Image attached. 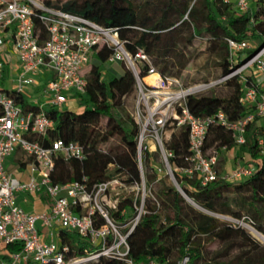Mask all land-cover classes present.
I'll list each match as a JSON object with an SVG mask.
<instances>
[{
	"label": "trees",
	"instance_id": "1",
	"mask_svg": "<svg viewBox=\"0 0 264 264\" xmlns=\"http://www.w3.org/2000/svg\"><path fill=\"white\" fill-rule=\"evenodd\" d=\"M38 1L45 9L81 16L111 29L128 53L142 50L151 66L165 77H171L174 70L179 73L187 67L190 57L186 50L195 39L205 40L207 50L220 57L221 77L231 66L225 39L248 41L255 48L264 45V0H254L251 10L245 14H237L232 4H224L223 0ZM31 8L34 31L41 44L47 38V28L40 20L43 12ZM253 52L247 51L245 55ZM111 54L112 49L106 46L94 48L91 52L96 64L85 74V93L68 95L76 96L73 99L80 106L79 111L69 107L44 109L54 123L50 138L77 143L84 150L82 160H55L50 174L53 184L63 185L83 179L88 186L112 180L126 186L142 182L136 161L139 129L124 106V97L136 88V79L123 62H114L121 64V73L109 74L104 67L112 64L108 62ZM147 69L145 63L138 65L140 80L147 77ZM4 71L8 72V69ZM148 79H156V76ZM224 84L229 90L225 97H216L213 93L187 96L185 105L190 114L204 118L221 112L230 122L242 118L249 109L240 102V83L232 78ZM14 98L24 110L39 111L38 106L28 104L23 96ZM104 119L109 122V133L116 139L115 144L108 147L103 144L102 134L98 131ZM259 120L256 118L246 127L245 143L239 147L235 146L228 130L220 126L208 129L204 149L217 154L218 178L205 187H201L195 177L188 178L178 172L187 165L186 127L174 129L169 139L163 142V148L172 153L167 162L173 180L189 200L212 214L248 223L264 235V153L257 145L258 139L264 140V125ZM234 148L246 152L254 172L241 182L228 183L221 178L219 165L221 163L223 166L220 167L225 168L224 154ZM152 161V154L143 146L141 165L145 186L151 188L154 183L159 186L152 197L145 199L144 213L127 238L128 257L134 264L149 261L178 264L185 257L187 264H264V246L243 228L193 207L179 194L171 180V184L166 182V177L169 178L166 171V176L158 178L157 171L152 170ZM132 202L133 197L126 196L119 202L118 210L111 212L117 224L131 217ZM57 238L68 245L70 256H79L88 247L72 232L59 230ZM216 242L220 243L219 248L211 253L205 251L204 243ZM100 264L124 263L102 260Z\"/></svg>",
	"mask_w": 264,
	"mask_h": 264
},
{
	"label": "built area",
	"instance_id": "2",
	"mask_svg": "<svg viewBox=\"0 0 264 264\" xmlns=\"http://www.w3.org/2000/svg\"><path fill=\"white\" fill-rule=\"evenodd\" d=\"M253 2L223 0L224 4L231 3L237 14L249 12ZM31 7L43 12L40 20L47 28V38L41 44L34 31ZM225 42L231 64L229 72L209 85L183 90L176 79L161 75L151 66L142 50L128 53L111 29L81 16L45 9L38 0H0V76L5 69L12 75L7 83L9 87L0 81V264H100L102 260L134 264L128 257L127 238L144 213L146 198L138 190L144 185L141 150L148 127L154 130L153 151L158 152L167 168L166 174L171 177L167 159L172 153L163 148L156 130L167 124L173 130L186 127L187 165L178 172L188 178L195 177L205 187L218 178L217 154L204 149L208 129L220 126L228 130L239 147L245 143L246 127L256 118L264 119V45L255 48L248 41L225 39ZM103 46L112 49L108 62H123L136 79L138 100L132 118L139 129L136 161L142 182L126 186L112 180L88 186L83 179L53 184L50 174L55 160H82L84 150L77 143L50 138L54 123L44 109L68 107L69 93H85L87 71L84 68L93 49ZM251 50L254 52L246 56L245 52ZM144 63L148 65L147 77L157 76L154 85L142 83L138 77V65ZM232 78L240 83V102L249 109L242 118L230 122L221 112L204 118L190 114L185 105L187 96ZM30 88H39L43 99L36 104L39 110L36 113L24 110L14 98L24 97ZM257 145L264 153V140L258 139ZM17 151L29 160L25 182L8 173L5 167L7 158ZM253 172L251 163H242L230 174L222 173L221 178L226 182L243 181ZM121 189H136L137 193L131 195V217L117 224L111 212H116L119 202L130 196L120 194ZM44 190L51 206L40 213L25 212L16 201L19 194L33 195ZM59 230L74 233L88 247L81 255L70 256L68 245L55 241ZM178 264H187V258Z\"/></svg>",
	"mask_w": 264,
	"mask_h": 264
},
{
	"label": "rangeland",
	"instance_id": "3",
	"mask_svg": "<svg viewBox=\"0 0 264 264\" xmlns=\"http://www.w3.org/2000/svg\"><path fill=\"white\" fill-rule=\"evenodd\" d=\"M186 53H188V55L190 57V62L187 65V67L179 73H177L178 71L174 70L173 71L174 74L171 77L168 76V78L176 79L179 82V84L181 85L183 90H188L190 88H194V87H197L199 85H204V84L209 85L210 83L216 81L217 79H219L221 77V67L219 66L220 57L217 54H213L207 50L205 40L195 39L192 46L186 50ZM93 64H96V62L92 59L91 54H90L89 59H88V63L84 69L87 71ZM163 66L164 65H162L161 68ZM120 67H121V64H119V63L113 64L112 63L109 65H106L104 67V69H106V71L109 74H118V72L121 73ZM11 79H12V75L8 74L7 71H4L3 75L0 76L1 84L4 87L8 86L7 83H9L11 81ZM154 80L155 79H146L147 83L153 82ZM141 82L143 83L144 81H141ZM171 88L173 89V87H171ZM38 89L30 88V89H27L25 91L24 99L26 100V102L28 104L36 105L39 101L43 100L39 96ZM210 93H213L216 97H225L229 93L228 86L224 83H221V84L216 85V86H210L208 88H205L203 91H200L196 95H208L209 96ZM70 95L71 94H69V96ZM69 98L71 100L69 103V106H68L69 109H75V110L79 111L78 108L80 106L78 105L77 102L76 103L73 102V100H74L73 98H76V96H72ZM137 100H138V98H137V89L136 88H134L132 93H130L129 95L124 97L125 110L131 116H133V111H134V108L136 106ZM259 121L261 122L262 125H264V119H260ZM171 127H172L171 125L167 124L164 128L156 130L157 136L161 140L162 144H163V142L168 140L170 135L172 134L173 128H171ZM108 130H109V122L106 119H104L101 121L100 126L98 128V131L101 132L102 141L106 147H108L109 145L115 144V142H116V139L111 136V134L109 133L110 130L109 131ZM153 136H155L154 130H152L151 126H149L145 135H144V141H143L142 145L146 146L148 151L153 156L152 170L157 171L158 178H163V176H166L165 171H167V168L161 162L159 154L155 155V153H157V151H153L154 150ZM224 158H225V165H224L225 168H223L224 170L220 167V166H223V164L220 163V165H219V172L221 174H222V172H223V174H230L232 172V170L234 169V168H227L226 169L227 166L234 165V167H236L238 164H242V163L247 164V163L251 162L249 160V157L246 154V152L241 148H234L233 151L226 152L224 154ZM10 161H11V159L9 158L7 160V162L11 163ZM7 171L12 173L14 176H17V173L14 171L13 167L7 168ZM166 182L171 184L170 179L167 177H166ZM236 182L237 183L241 182V180H237L234 182L233 179H231L228 183H236ZM143 184H144L143 187L140 186L138 193H139V195H141L143 193L144 198L152 197V194L154 195L158 190V186H159L158 183H154V184H152L151 188H148L147 186H145V180L143 178ZM118 191L122 195H124V194H130V195L133 194L134 195L137 193L136 189L127 190V191H124L123 189H121ZM33 196H35V198L44 197L47 200V202L49 201V198H48L45 190L39 194H34ZM192 205L196 209L202 211L205 214L210 215L211 217H215L218 220L223 221V222L231 223V224H233L237 227L243 228L245 230V228L243 226H241L239 223L234 221V219L229 217V216H224V215H219V214L218 215L217 214H211L210 212L201 209L200 207H198L194 203H192ZM244 224H246V225L250 226L252 229H254L250 224L245 223V222H244ZM57 240H58V238H56L55 241H57ZM203 246H204L205 251L211 253V252H214L217 248H219L220 243L216 242V243H213L211 245L204 243ZM208 256L211 257V254H209Z\"/></svg>",
	"mask_w": 264,
	"mask_h": 264
},
{
	"label": "crops",
	"instance_id": "4",
	"mask_svg": "<svg viewBox=\"0 0 264 264\" xmlns=\"http://www.w3.org/2000/svg\"><path fill=\"white\" fill-rule=\"evenodd\" d=\"M148 79V78H147ZM146 83V82H145ZM147 84V83H146ZM9 87V84H7ZM39 103H41V101H39ZM11 159V163L7 162L8 159ZM7 160L5 161V167L6 170L7 168H14V171L17 173V176H14L12 173H10L11 175H13L14 177L18 178L19 180L25 182L27 180V176H28V158H26L23 154H21L19 151L14 152L11 156H9L7 158ZM227 168H234V165H230L227 166ZM34 195V194H33ZM33 195H22L19 194L17 196V203L18 205L25 211L28 213H40L41 211L45 210V209H49V207L51 206V202L50 200L47 202L46 200L43 201L42 198H35V196ZM43 233H46V231H43ZM57 235V233H56Z\"/></svg>",
	"mask_w": 264,
	"mask_h": 264
},
{
	"label": "bare ground",
	"instance_id": "5",
	"mask_svg": "<svg viewBox=\"0 0 264 264\" xmlns=\"http://www.w3.org/2000/svg\"><path fill=\"white\" fill-rule=\"evenodd\" d=\"M152 76H156V75H152ZM152 76H148V77L144 78L143 81L147 83L146 79L149 78V77H152ZM156 79H157V76H156ZM155 80L153 82H148L147 84L154 85L155 84ZM239 224L245 228V230L248 232V234L254 240H256L261 245H264V235L260 234L259 232H257L256 230L252 229L250 226H248V225H246V224H244L242 222L239 223Z\"/></svg>",
	"mask_w": 264,
	"mask_h": 264
},
{
	"label": "water",
	"instance_id": "6",
	"mask_svg": "<svg viewBox=\"0 0 264 264\" xmlns=\"http://www.w3.org/2000/svg\"><path fill=\"white\" fill-rule=\"evenodd\" d=\"M168 176H169V178H170V180L172 181V177L170 176V174L168 173L167 174ZM173 186L176 188V190L179 192V194L188 202V203H190L191 205H192V201L191 200H189L185 195H184V193L181 191V189H180V187L176 184V183H174L173 182ZM212 214V213H211ZM256 241V240H255ZM257 242V241H256ZM260 244V243H259ZM261 245V244H260ZM262 246H264V245H262Z\"/></svg>",
	"mask_w": 264,
	"mask_h": 264
}]
</instances>
